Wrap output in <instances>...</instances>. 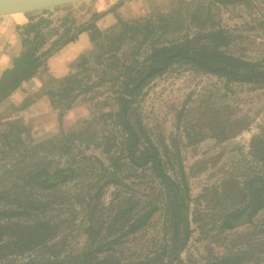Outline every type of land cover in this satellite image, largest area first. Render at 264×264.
<instances>
[{"label":"rangeland","instance_id":"rangeland-1","mask_svg":"<svg viewBox=\"0 0 264 264\" xmlns=\"http://www.w3.org/2000/svg\"><path fill=\"white\" fill-rule=\"evenodd\" d=\"M247 2L84 0L49 9L45 14L7 15L17 16L20 22L16 27L27 24L31 16L50 18L47 30L64 23L79 27L95 14L103 17L96 21L101 32L98 41H90L86 52L68 66L65 74L60 76L58 64L49 60L55 52L37 78L19 88L22 94L16 93L12 101L0 106V212L11 205L15 208L19 198L34 201L40 208L31 214L22 213L19 220L35 222L32 220L38 218L57 226L52 241L59 243L56 250L76 255L86 248L85 228L92 223L93 209L99 221H105L121 197L132 198L137 209L158 204L160 210L147 227L123 238L114 253L122 262L162 256L160 264L168 263L173 236L168 229L167 198L159 181L149 172H133L123 165L118 181L126 187L106 184L110 174L101 163L108 168L110 162L104 150L121 138V127L106 114L118 110L115 99L120 80H124L121 68L136 62L140 69L144 62L149 63L153 46L198 38V34L211 30L223 31L229 38V54L264 64V0ZM117 16L129 23L138 22L140 28L150 20L153 31H148L152 33L145 41L143 31L137 36L129 29L123 39H118ZM49 34L42 51L57 39L53 31ZM117 76L119 81H111ZM70 77L80 86L72 93L73 100L59 103L51 92L67 86L64 83ZM15 122L24 127L12 131L8 147L3 134H8ZM131 124L145 129L163 157L167 175L183 193L186 191L191 234L173 264L214 263L243 251H251L252 264H264V207L251 224L228 231L220 228L225 211H235L248 202L244 191L250 180L264 186V163L252 147L255 138L264 142V88L228 85L216 76L173 64L151 77L133 107ZM42 167H73L77 172L73 181L54 190L23 186L24 178ZM103 185L101 200H97ZM4 196L8 201L1 199ZM42 253L7 252L0 264H25Z\"/></svg>","mask_w":264,"mask_h":264},{"label":"trees","instance_id":"trees-1","mask_svg":"<svg viewBox=\"0 0 264 264\" xmlns=\"http://www.w3.org/2000/svg\"><path fill=\"white\" fill-rule=\"evenodd\" d=\"M247 1L214 0V2L223 5L243 2L247 5ZM46 12L48 10L41 12V14ZM102 17L103 14H95L91 21L82 26L77 27L73 26V23H64L58 28L47 30L46 28L51 25L50 18L31 16L27 24L17 27L21 38V50L5 70L0 80V104L11 93L21 88L23 83L37 78L42 68H44L46 60L63 46L76 42L82 33H88L92 43L97 42L101 32L96 25V21ZM117 18L120 24L118 39H123L129 29L137 36L143 31L145 41L154 28L150 20L146 21L144 26L140 28L138 22L129 23L121 20L118 16ZM71 30L74 32L71 33ZM149 30L151 31L148 32ZM52 31L57 39L53 41L49 48L42 51L49 42V33ZM198 36V38H186L183 42L176 44L153 46L150 50V56L147 58L150 62H144L140 69L136 62L130 66L124 65L121 68L124 80H120L118 76L111 79L113 82L120 80V91L115 99L118 110L106 114L121 127V138L104 150L110 162L108 168L101 163V166L110 174L109 182L106 184L117 183L118 186L126 187L122 183L119 184L118 181L123 165L129 166L133 172H149L159 181L164 188L163 194L167 198L168 229L173 236L169 260L177 249L185 248L191 234L189 210L185 202L186 191L183 193L179 185L167 175L163 157L157 146L145 134V129L141 125L134 127L131 124L133 107L137 104L151 77L165 72L168 66L173 64L187 66L199 74L216 76L225 80L228 85L234 83L249 84L253 89L264 88V64L229 54L227 52L229 38L223 31L211 30L204 34H198ZM64 84H67V86L65 85L59 92H51L59 103L73 100L72 93L80 86V82H73L71 77L67 78ZM16 122L10 125L8 134H3L8 147L11 146L10 139L13 136L10 134L13 133L12 131L18 132L24 127L21 126V123ZM15 140L21 142L22 138H15ZM252 147L255 148L257 157L264 163V142L259 138H255ZM180 171L183 177L181 167ZM76 172L73 167H56L53 170L46 167L37 168L35 172L29 173L24 178L25 183L23 186L31 184L37 190H54L73 181ZM103 188L104 185L97 194V200H101ZM257 188H260L263 193V202L259 210L264 207V186L260 181L252 179L246 184L244 191L248 202L235 211L224 212L220 226L221 230H234L252 223V218L257 214L251 209L252 195ZM1 199L8 201L6 196ZM118 199L114 207L115 211L113 210L109 214L108 220L99 221L95 210H92L90 216V222L92 221V223H89L85 228L86 248L76 255H64L56 250L59 243H52L57 235L54 233L57 226H51L49 222L43 220L39 221L38 218L32 220L35 222H21L19 220V217L23 215L22 213L31 214L40 208L34 201H22L19 198L16 200L19 202L15 208L11 205L10 208H5L0 212L2 218L0 220V258L5 256L7 252L14 254L42 250V256L33 257L25 264H160L162 256L146 258L137 262H122L114 253V247L122 244L123 238L147 227L153 216L160 210L158 204H146L137 209V205L132 198L121 197ZM250 256L251 251H243L239 255L223 256L220 259L218 258L216 262L208 264H252L249 260Z\"/></svg>","mask_w":264,"mask_h":264},{"label":"crops","instance_id":"crops-1","mask_svg":"<svg viewBox=\"0 0 264 264\" xmlns=\"http://www.w3.org/2000/svg\"><path fill=\"white\" fill-rule=\"evenodd\" d=\"M134 1L136 2L137 0ZM133 3L134 2H132V4H128L127 7L133 5ZM16 17L17 16H0V80L3 77L5 70L10 66L13 59L21 50V38L16 29L17 27L15 26L20 22V20H17ZM89 45V34L82 33L76 42L69 43L62 47L49 60L58 64L59 74L61 76L66 73L68 66H70L71 63L78 58V56L86 52ZM26 84L27 83H23V87ZM21 91L22 89L15 90L1 102L0 106L4 105L11 99L13 100L16 93L22 94Z\"/></svg>","mask_w":264,"mask_h":264},{"label":"water","instance_id":"water-1","mask_svg":"<svg viewBox=\"0 0 264 264\" xmlns=\"http://www.w3.org/2000/svg\"><path fill=\"white\" fill-rule=\"evenodd\" d=\"M81 1L84 0H0V16L35 13ZM262 195L263 193L261 189H256L254 191L252 195L253 202L251 205L253 212L257 213L260 209L263 202ZM182 250V248L177 249L167 264H173L181 255Z\"/></svg>","mask_w":264,"mask_h":264},{"label":"flooded vegetation","instance_id":"flooded-vegetation-1","mask_svg":"<svg viewBox=\"0 0 264 264\" xmlns=\"http://www.w3.org/2000/svg\"><path fill=\"white\" fill-rule=\"evenodd\" d=\"M257 189H260V188H257ZM262 197H263V195H262ZM253 202V201H252Z\"/></svg>","mask_w":264,"mask_h":264}]
</instances>
